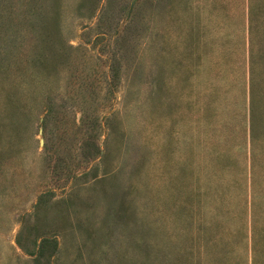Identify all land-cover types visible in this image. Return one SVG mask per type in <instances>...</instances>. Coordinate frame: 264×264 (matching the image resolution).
<instances>
[{
	"label": "rangeland",
	"instance_id": "374dc122",
	"mask_svg": "<svg viewBox=\"0 0 264 264\" xmlns=\"http://www.w3.org/2000/svg\"><path fill=\"white\" fill-rule=\"evenodd\" d=\"M251 37L264 0H0V89L40 91L0 100V264H264Z\"/></svg>",
	"mask_w": 264,
	"mask_h": 264
},
{
	"label": "trees",
	"instance_id": "16d2710c",
	"mask_svg": "<svg viewBox=\"0 0 264 264\" xmlns=\"http://www.w3.org/2000/svg\"><path fill=\"white\" fill-rule=\"evenodd\" d=\"M60 1V0H59ZM89 3V1H86ZM83 4V2L80 4V6ZM62 5V4H61ZM253 11H251L250 13V23L253 22ZM257 31V30H256ZM254 33V29L253 26H250V34L252 35ZM250 55H249V72H250V95H251V102H252V106L255 108V87L258 86V92L261 91V83L259 82V78L262 76L263 72H264V54H261L262 56H259L258 50L254 49V42H253V37H251L250 40V49H249ZM4 81V78L2 79V82ZM40 81L41 78L38 76H36L35 80H33V83H37V85H40ZM14 87V86H12ZM9 87V88H4V89H0V100L3 102V104L5 105L6 110H10L11 111V115L9 114V120H11L13 123L16 120L17 117H21V112H20V106L22 103V95L23 92L26 96V98L28 99V97H31V101L27 104L30 105L29 109H31V106H35L37 104V100H38V95L40 94V91L35 89H24L23 87V91L22 89H19L21 86H18V90L17 91H12L13 88ZM38 87V86H37ZM21 93V94H20ZM23 94V97H24ZM4 95V96H3ZM252 119H253V114H252ZM11 126H14L11 124ZM10 126V127H11ZM13 129V128H11ZM206 242H209V239L206 240ZM211 244H215V246H217V248L219 250H221V254H219V258L218 256H216V260L214 262V264H221V261L224 260L226 258V253L223 252V250L220 248V240H211L210 242ZM208 246V244H206V247ZM256 245H254V258H253V263L256 264ZM192 252L190 250V248L186 249V264H195V257H193L192 259H190L189 256H191Z\"/></svg>",
	"mask_w": 264,
	"mask_h": 264
}]
</instances>
